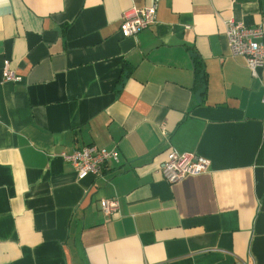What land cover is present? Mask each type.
Instances as JSON below:
<instances>
[{"label":"crops","instance_id":"1","mask_svg":"<svg viewBox=\"0 0 264 264\" xmlns=\"http://www.w3.org/2000/svg\"><path fill=\"white\" fill-rule=\"evenodd\" d=\"M230 19L264 30V0H0V264H264V67ZM86 146L119 162L79 180L61 154ZM172 150L208 171L166 182Z\"/></svg>","mask_w":264,"mask_h":264},{"label":"built area","instance_id":"2","mask_svg":"<svg viewBox=\"0 0 264 264\" xmlns=\"http://www.w3.org/2000/svg\"><path fill=\"white\" fill-rule=\"evenodd\" d=\"M230 1L235 2V0ZM156 15V5L143 9H132L124 13L120 27L122 36L131 38L150 29L157 22ZM224 26L232 56L245 58L252 76L258 77V70L264 67L263 28L261 26L246 27L241 23H236L233 19L225 21ZM2 74L5 81L17 83L22 80L21 76L11 71L9 61H5ZM161 130L166 134L164 125H161ZM61 156L65 162L75 168L79 180L88 176L99 177L109 163L119 162L118 151L95 146H86L71 153L63 152ZM209 166L207 159L192 154H180L172 150L167 161L160 167V173L166 182L174 184L188 176H197L207 172ZM100 206L105 216H111L120 210V204L116 198L103 199Z\"/></svg>","mask_w":264,"mask_h":264},{"label":"trees","instance_id":"3","mask_svg":"<svg viewBox=\"0 0 264 264\" xmlns=\"http://www.w3.org/2000/svg\"><path fill=\"white\" fill-rule=\"evenodd\" d=\"M194 70L196 87L201 90V95L204 96L206 92L207 77L202 62L196 60Z\"/></svg>","mask_w":264,"mask_h":264}]
</instances>
